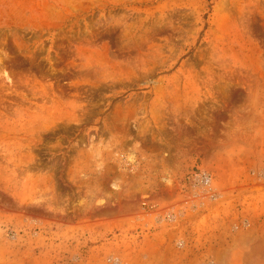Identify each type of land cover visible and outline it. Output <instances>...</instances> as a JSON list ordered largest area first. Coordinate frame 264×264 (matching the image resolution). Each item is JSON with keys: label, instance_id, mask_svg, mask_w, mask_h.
Segmentation results:
<instances>
[{"label": "rangeland", "instance_id": "374dc122", "mask_svg": "<svg viewBox=\"0 0 264 264\" xmlns=\"http://www.w3.org/2000/svg\"><path fill=\"white\" fill-rule=\"evenodd\" d=\"M0 264H264V0H0Z\"/></svg>", "mask_w": 264, "mask_h": 264}]
</instances>
